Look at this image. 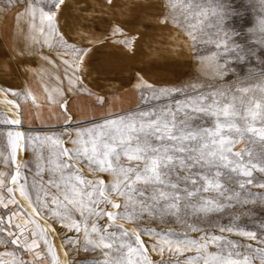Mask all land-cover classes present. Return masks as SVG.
Returning a JSON list of instances; mask_svg holds the SVG:
<instances>
[{"label": "rangeland", "instance_id": "1", "mask_svg": "<svg viewBox=\"0 0 264 264\" xmlns=\"http://www.w3.org/2000/svg\"><path fill=\"white\" fill-rule=\"evenodd\" d=\"M172 2L0 0V95L6 97L16 116L14 124L0 103V121L16 125L9 128L0 124V260L4 264H14L16 260L20 264H81L85 260L89 264L105 260L126 264L130 255L141 264L159 261L180 264L184 255L167 248L154 249V241L149 240L144 230L154 228V240L167 236L172 241H183L185 232L196 236L188 225L206 230L234 225L235 230L256 233L255 239L241 240L240 247L233 249L232 258L246 256L249 264H264V253L259 251L264 248L260 242L264 239V173L259 171L264 166V141L245 133L242 146L250 149L252 155L249 157L246 151L241 159L249 164L251 175L242 176L233 172L231 166L224 167L218 157L201 156L199 137L182 138L189 127L210 126L212 117L191 119L190 113L177 112L173 119L165 108L173 101L165 97L150 98L148 103H143L140 92L132 87L137 71L146 68L156 70L161 80L177 84L189 76H199L201 87L197 91L216 89L220 94L218 99L233 105L236 114L225 120L226 124L234 122L243 129L245 112L253 109L250 119L254 118V126H264V65L252 59H238L235 53L226 52L223 44L217 47L215 42L223 38L237 44L239 37L233 33L239 14L245 11L246 0H178L188 5L187 10H181L179 5L173 8ZM247 7L255 13L249 21L253 35L264 38L259 24L264 18L260 11L264 0H249ZM18 9V14L37 15V21H41L38 35L45 34L46 28L53 25V36H49L54 37V44L50 53L62 55L78 68L74 97L67 102V111L64 104L55 108L66 118L59 126L24 122L28 113L36 111L25 85L29 66L24 55L27 50L15 49L2 34L5 16ZM90 47L99 49L100 55L92 68L85 70L82 60ZM212 53L217 54L219 64L225 65L222 74L206 75L199 71L200 57ZM107 104L114 111L102 110L101 115L77 125L73 114L82 112L83 105L102 109ZM152 110L162 122L159 137L163 139L151 130L139 132L132 144L143 149L141 152L133 147L127 154L123 151L113 154L111 160L105 153L101 160L99 154L104 151V145L98 140L119 139L113 125H107L103 133L97 132V140L92 136L81 137L74 150H65L73 149L69 140L75 137L78 128L101 123L109 114L110 118H118ZM166 118L175 134L173 139L168 138L169 129L163 126ZM68 120L72 123L68 124ZM223 134L235 136L227 127ZM19 138L23 151L16 179L28 203L14 195L10 186ZM154 147H159L160 152L149 150ZM165 154L198 164L192 171L213 177L221 173L220 188L202 191L197 197V203L200 196L214 201L211 207L201 210L194 206L192 199L186 198L183 182L175 189L170 186L176 175L183 174L178 168L174 174L172 165L162 164L160 183L154 179L129 180L132 170L139 167L142 171L150 156ZM109 170L111 179L106 184L109 178L102 173ZM110 203L120 204L119 214L111 220L107 212L117 210ZM169 229L175 231L169 234ZM141 236L148 243L147 250L143 245L137 249ZM210 247L216 250L214 245Z\"/></svg>", "mask_w": 264, "mask_h": 264}, {"label": "snow or ice", "instance_id": "2", "mask_svg": "<svg viewBox=\"0 0 264 264\" xmlns=\"http://www.w3.org/2000/svg\"><path fill=\"white\" fill-rule=\"evenodd\" d=\"M178 4V0H173L172 7L175 8ZM64 5H60L63 7ZM260 28L264 31V18L259 21ZM147 27V25H145ZM194 27V26H193ZM220 29L218 28V31ZM254 31V29H252ZM191 36V33H189ZM211 42V41H209ZM217 47L220 44L224 45L226 52L235 53L238 59H244L247 54L245 49L238 44L234 43L230 39L225 40L223 38H218L216 41ZM231 45V47H230ZM100 55L99 49L95 47H90L89 51L82 60V64L85 70L92 68V66L97 62L98 56ZM201 66L199 71L206 75H218L222 74L225 70V65L218 63L217 54L212 53L208 56L200 57ZM264 63V61H261ZM168 85V86H164ZM132 87L140 92V99L143 103H148L149 99L160 100L162 98H167L173 101V103L167 104L165 106L166 111L173 119H175L177 112H183L185 115L191 114V119H200L201 116L212 117L210 126L204 127L202 129H189L182 133V138L186 140L201 139V156L208 158H219L224 162V167L231 166L233 172H239L242 176H250L249 164H245L241 157L247 151L249 157L252 155L250 149H245L243 141L245 139V133H251L257 136L260 141H264V126L259 128L254 126V118L252 113L255 111L253 109H248L245 112L244 120L245 127L242 129L235 125L234 122L225 123L229 117L234 116L236 113L233 110V105L229 103H223L218 96L220 95L216 89H212L208 92L197 91L201 87V80L199 76H189L187 80L180 81L179 84L171 80H161L158 77L157 71L152 68L141 69L137 71L135 77V83ZM241 92L247 91V89H239ZM195 92V95H187L188 93ZM179 97V98H177ZM100 102L103 103V98H100ZM67 102L64 103V110L67 111ZM111 114L103 118V122L95 123L91 127L78 128L75 133L74 138H70L69 144L73 145V149H65L67 151H72L79 144L81 137L92 136L94 140H97L96 133H103L107 125L115 126V133L119 134V139H114L111 142H104L98 140V142L103 143L104 151L100 153V158L103 160L104 154L106 153L111 160L113 154L119 155L121 151L127 154L133 147L136 148L137 152L143 151L138 145H133L132 141L138 136L139 132L146 130H151L157 133L159 137V128L161 121L156 118L155 110L152 111H138L133 116H120L118 118H110ZM221 117L224 119L222 120ZM72 120H68V124H71ZM77 125L84 124V121H76ZM5 127H15L16 125L7 124L6 121H0ZM163 126L169 129V139H173L175 134L172 132L171 127L167 123V118L163 122ZM232 129L235 132V136H225V128ZM123 129V131H121ZM206 137V138H205ZM240 145V147H237ZM153 153H159L160 148L154 147L150 148ZM230 154V155H229ZM168 167L173 166L174 174L175 169H180L182 175H176L175 181H170V186L175 189L178 187L180 182H183V191L186 193V198H191L194 202V206L199 207L201 210H207L215 202L211 201L205 197L200 196L197 203V197L200 192H207L210 189L220 188L219 177L220 172L216 175L209 176L206 173L199 171H192L193 167H199L195 162L186 163L183 157L173 156L165 154L150 156L147 162L143 165V169L137 167L132 170V175L129 176V180L135 179L140 181L142 179H154L157 183L161 182V166ZM255 167V165H251ZM259 171L264 173V166L259 167ZM104 177L109 179L105 180L108 184L111 179V170L103 172ZM131 187V184H129ZM119 190V189H118ZM71 197V194H69ZM179 198V197H178ZM111 208L117 211H108L107 216L109 220L113 218L114 215H118V210L120 209L119 203H110ZM190 232L196 233L193 237L189 232H185V239L183 241H172L168 239L167 236L161 237L154 240L153 233L156 232L154 228H145V232L149 235V240L154 241L152 247L164 249L167 248L169 251L184 255L185 259L180 262V264H249L248 258L245 256L243 259H233L232 251L240 247L241 240L244 238H256V233H250L244 230H235L234 225H219L215 230L202 229L194 225H188ZM173 231L169 229L168 232L171 234ZM126 235V233H122ZM138 235V234H137ZM234 237H239L236 239ZM261 244H264V239H261ZM143 245L144 249L147 250L148 243L141 236L139 237V242L137 244V249L139 246ZM210 245H214L215 251L212 250ZM264 253V248L259 250ZM14 256L15 253H12ZM0 264H4L3 260H0ZM14 264H20L19 260L14 261ZM28 264V262H24ZM81 264H89L87 260L82 261ZM97 264H111V261L105 260L102 262H97ZM120 264V262H117ZM126 264H141L135 260V258L130 255ZM155 264H164L163 261L155 262Z\"/></svg>", "mask_w": 264, "mask_h": 264}, {"label": "crops", "instance_id": "3", "mask_svg": "<svg viewBox=\"0 0 264 264\" xmlns=\"http://www.w3.org/2000/svg\"><path fill=\"white\" fill-rule=\"evenodd\" d=\"M19 12L20 9L5 16L2 34L4 39L11 43L10 45L15 49L24 48L27 50L24 55L29 60V66L25 85L36 111H33V114L28 113L24 122L26 124L37 123L47 127L59 126L66 118L55 108L74 97L73 88L76 87L78 68L62 55L55 52L50 53L54 44L53 25L51 28H46L45 34L38 35L37 30L41 21H37V15L33 16V13L23 15L18 14ZM50 34L52 36H49ZM80 110L82 112L78 111L76 116L73 114L76 121L95 118L97 115H101L102 110L103 112L114 111L110 110L108 104L102 109L83 105Z\"/></svg>", "mask_w": 264, "mask_h": 264}, {"label": "clouds", "instance_id": "4", "mask_svg": "<svg viewBox=\"0 0 264 264\" xmlns=\"http://www.w3.org/2000/svg\"><path fill=\"white\" fill-rule=\"evenodd\" d=\"M248 2L249 0H246L245 11L241 12L237 18L233 34L239 37L237 44L243 47L247 53L243 60L252 59L264 65V63H261V61H264V38H257L253 35L249 21L254 18L255 13L247 7ZM177 5L181 10H187L188 8V5L183 3ZM260 11L264 13V8Z\"/></svg>", "mask_w": 264, "mask_h": 264}, {"label": "bare ground", "instance_id": "5", "mask_svg": "<svg viewBox=\"0 0 264 264\" xmlns=\"http://www.w3.org/2000/svg\"><path fill=\"white\" fill-rule=\"evenodd\" d=\"M0 103L3 104L4 110L7 112V114H9V116L11 117V120L13 121L14 124H16V116L14 115L12 108L10 107L9 102L7 101L5 96H1L0 95ZM20 134H21V128H20ZM22 151H23V146H22V139L19 138L18 144L16 146V152L14 155V175L12 177V181H11V190L14 193V195L20 197V199H22L25 203H28L27 200L24 198L23 193H22V189L19 186V183L17 181V170H18V165L21 161V156H22ZM26 208L29 209V207L26 205ZM40 220H43L45 223H49L45 218L39 216ZM55 245H56V240H55ZM58 245V244H57ZM56 245V246H57ZM59 246V245H58Z\"/></svg>", "mask_w": 264, "mask_h": 264}]
</instances>
